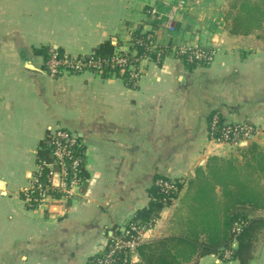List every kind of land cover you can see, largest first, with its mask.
<instances>
[{
    "label": "crops",
    "instance_id": "obj_1",
    "mask_svg": "<svg viewBox=\"0 0 264 264\" xmlns=\"http://www.w3.org/2000/svg\"><path fill=\"white\" fill-rule=\"evenodd\" d=\"M227 1L188 0L173 12L179 0H0V264H88L148 205L157 175L187 181L213 157L243 163L251 148L264 152V133L233 144L209 135L214 114L264 125V46L232 32ZM138 29L163 55L132 59ZM107 40L131 54L137 79L45 69L44 47L78 57ZM182 47L214 56L188 63ZM58 128L84 145L89 178L66 194L57 173L52 186L63 195L32 206L23 193L38 147ZM179 206L165 208L148 234L169 233ZM199 264L241 263L211 254ZM247 264H264V237Z\"/></svg>",
    "mask_w": 264,
    "mask_h": 264
},
{
    "label": "trees",
    "instance_id": "obj_2",
    "mask_svg": "<svg viewBox=\"0 0 264 264\" xmlns=\"http://www.w3.org/2000/svg\"><path fill=\"white\" fill-rule=\"evenodd\" d=\"M226 19L232 23V32L238 35H249L262 28L264 24V0H230ZM131 46L136 50L132 59L148 55L153 59L160 53L152 49L153 36L150 32L141 29L132 34ZM111 40L99 44L84 60L91 58L110 60L117 52L128 57L131 54L117 50ZM49 47L41 49L44 62L49 57ZM59 56L65 54L62 49H56ZM163 55V53L161 54ZM201 63V62H199ZM196 64V63H195ZM101 75H122L130 78L129 69L105 66L99 72ZM217 123L218 131L223 127L225 119L220 114ZM214 115L210 116V122ZM73 147L74 156L82 157L76 167V176L83 191L89 178V173L84 163V145L79 138ZM53 135L51 132L40 142L37 151V164L42 165L40 172L35 174L38 183L43 187L51 185V169L46 164L54 162ZM53 170H58L54 167ZM73 171L70 168L67 175V187H70ZM158 179L173 181L174 187L168 191L157 185ZM219 187V188H218ZM219 189V192H217ZM63 195L61 191L52 189L48 194ZM150 201L147 206L136 211L127 222L138 229H145L155 225L161 212L173 206L175 200L180 199V206L174 215V223L169 233L160 237L147 240L137 247L138 261L132 264H199L201 258L231 250L230 258L247 264L252 258L256 243L264 237V216H259L258 211L264 210V152L251 148L245 155L243 163H235L232 159L213 157L208 162L206 169H196L195 175L187 181L181 178H171L157 175L149 190ZM23 197L35 206V198H43L39 191H28ZM241 223L239 231L236 225ZM119 233V232H118ZM117 233V234H118ZM114 238L106 245L105 249L90 258L88 264H100L113 243ZM236 247L233 248V243Z\"/></svg>",
    "mask_w": 264,
    "mask_h": 264
},
{
    "label": "built area",
    "instance_id": "obj_3",
    "mask_svg": "<svg viewBox=\"0 0 264 264\" xmlns=\"http://www.w3.org/2000/svg\"><path fill=\"white\" fill-rule=\"evenodd\" d=\"M185 0H179L176 7H172V11L175 12L182 9ZM152 13H157V9H153ZM171 13V12H170ZM169 13V14H170ZM168 14V15H169ZM172 14V13H171ZM172 16H170L171 20ZM49 57L45 61V69L51 77H57L65 74L79 73L87 70L93 72H100L103 67H119L121 69H129L133 79H137L138 74L133 73L132 67L133 62L131 58L122 54L116 53L110 60H102L91 58L88 61L84 60V56L72 57L66 54L59 56L55 48L49 49ZM180 55L183 56L184 60L188 63H208L213 59L214 53L210 50L200 48V47H182L180 49ZM161 55V54H160ZM219 122V116L214 115L210 122L209 135L210 138L217 142H222L226 144H233L241 141H246L255 135L264 133V125L259 126L257 124L248 122H224L223 127L218 131L217 123ZM53 135V154L54 162L46 164L47 167L51 169V175L54 176L57 173H61L62 179L64 181L63 190L69 193L67 187V175L69 169L73 171V177L71 178L70 187L79 185L78 178L76 176V167L82 161V157L74 156L73 147L77 144L76 136L62 128L55 129L52 132ZM54 167H58V170H53ZM43 166L38 165L37 171L40 172ZM157 185L163 190L168 191L173 188V181L166 179H158ZM54 187L51 185L43 187L38 183V178L35 176L34 182L26 192L39 191L43 198L49 195V191ZM42 198H35V201H40ZM127 224V223H126ZM126 224L120 229L119 233L114 237V241L110 248L106 250L104 257L99 261L100 264H132L138 261L137 247L148 240L146 237V229H138L136 225L131 224L129 227ZM241 223H238L235 227L239 231ZM232 254L231 250L225 251L224 255L230 257Z\"/></svg>",
    "mask_w": 264,
    "mask_h": 264
},
{
    "label": "rangeland",
    "instance_id": "obj_4",
    "mask_svg": "<svg viewBox=\"0 0 264 264\" xmlns=\"http://www.w3.org/2000/svg\"><path fill=\"white\" fill-rule=\"evenodd\" d=\"M187 1L188 0H185V4H187ZM229 2H230V0H228L227 1V3H228V5H229ZM249 35H254L255 36V38H256V41L257 42H259V40H260V42H261V44L264 46V24H263V26H262V28L261 29H259V30H256L255 32H253V33H251V34H249ZM245 36H247V35H245ZM260 38V39H259ZM29 188V187H28ZM27 191V190H26ZM66 194H67V192L66 191H64ZM38 201V200H37ZM38 203H40V201H38ZM29 204H31L30 202H29ZM32 205V204H31ZM143 228V227H142ZM151 228V227H150ZM144 229V228H143ZM148 229L149 228H147L146 230V237L148 238V240H151V239H154L153 237H155L156 235L154 234V233H149L148 234ZM150 232V231H149ZM157 238V237H156Z\"/></svg>",
    "mask_w": 264,
    "mask_h": 264
}]
</instances>
